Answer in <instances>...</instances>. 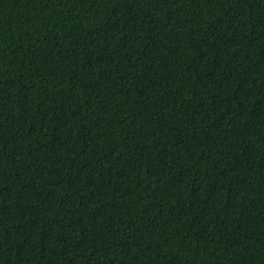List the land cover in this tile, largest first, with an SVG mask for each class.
Listing matches in <instances>:
<instances>
[{
    "label": "trees",
    "instance_id": "obj_1",
    "mask_svg": "<svg viewBox=\"0 0 264 264\" xmlns=\"http://www.w3.org/2000/svg\"><path fill=\"white\" fill-rule=\"evenodd\" d=\"M0 264H264V0H0Z\"/></svg>",
    "mask_w": 264,
    "mask_h": 264
}]
</instances>
